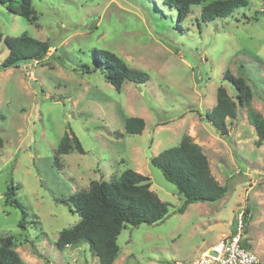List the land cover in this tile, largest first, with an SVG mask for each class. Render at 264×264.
Instances as JSON below:
<instances>
[{
  "label": "rangeland",
  "instance_id": "obj_1",
  "mask_svg": "<svg viewBox=\"0 0 264 264\" xmlns=\"http://www.w3.org/2000/svg\"><path fill=\"white\" fill-rule=\"evenodd\" d=\"M211 1L181 17L162 0H33L34 21L0 5L5 36L51 43L45 59L0 69V235L15 236L27 264H101L87 241L58 246L60 232L81 221L63 200L129 168L151 178L170 211L160 222L124 228L114 264L190 263L232 233L241 212L249 247L264 264V144L256 145L246 108L227 118V137L206 118L220 86L235 96L227 70L247 77L252 105L264 114V0H248L207 22L202 9ZM101 50L146 71L149 80H126L116 89L101 70ZM7 55L0 42V63ZM129 116L144 118L142 133L126 131ZM70 129L85 152L64 154L57 164L59 142ZM184 135L202 146L228 190L179 213L180 189L151 158ZM11 183L28 213L25 228L21 208L5 202Z\"/></svg>",
  "mask_w": 264,
  "mask_h": 264
},
{
  "label": "trees",
  "instance_id": "obj_2",
  "mask_svg": "<svg viewBox=\"0 0 264 264\" xmlns=\"http://www.w3.org/2000/svg\"><path fill=\"white\" fill-rule=\"evenodd\" d=\"M174 8L181 17H186L193 5L201 0H162ZM248 0H215L202 9V19L212 21L223 18L235 9L248 5ZM0 5L9 11L18 13L29 21L36 19L33 0H0ZM0 42H4L8 55L0 63V69L19 66L21 63L41 61L50 51L51 43L29 34L5 36L0 26ZM102 71L110 82L121 90L126 80L139 83L150 78L146 71L133 68L116 53L101 50ZM224 79L231 82L235 96L229 94L225 86L217 91V103L211 111L206 112L207 120L216 130L227 137L229 133L227 118H235L238 108H246L248 119L255 126L258 138L257 146L264 144V114L252 105L253 88L243 74L234 75L227 70ZM146 127L144 118L129 116L125 121L128 133L140 134ZM0 137V148L3 146ZM84 153L85 149L77 134L70 129L62 136L56 153L59 158L71 151ZM165 178L182 190L184 202L177 212L184 213L189 204L194 202H215L220 200L228 190L227 185L219 183L212 173L208 156L202 146L191 135H184L179 144L161 151L151 158ZM152 181L134 169H126L111 180H94L88 189L77 190L67 200L70 209L79 214L81 221L73 229L60 232L57 244L60 248L89 242L90 249L99 257L101 264H114L121 248L118 236L128 225L138 226L142 223L154 224L164 220L169 214V203L162 200L151 189ZM8 205L20 207L23 217L20 226L25 228L28 215L23 203L16 197L13 183L5 192ZM246 221V218L245 220ZM14 235H0V264H27L20 256Z\"/></svg>",
  "mask_w": 264,
  "mask_h": 264
},
{
  "label": "built area",
  "instance_id": "obj_3",
  "mask_svg": "<svg viewBox=\"0 0 264 264\" xmlns=\"http://www.w3.org/2000/svg\"><path fill=\"white\" fill-rule=\"evenodd\" d=\"M186 264H260L256 254L248 247L244 212L238 215L232 233L223 234L218 242L204 249L197 259Z\"/></svg>",
  "mask_w": 264,
  "mask_h": 264
},
{
  "label": "clouds",
  "instance_id": "obj_4",
  "mask_svg": "<svg viewBox=\"0 0 264 264\" xmlns=\"http://www.w3.org/2000/svg\"><path fill=\"white\" fill-rule=\"evenodd\" d=\"M240 214V213H239ZM238 214V215H239ZM244 216H245V212H244ZM244 220H245V217H244ZM222 237V236H221ZM246 240H247V238H246ZM247 243H248V241H247ZM248 247H249V244H248ZM250 248V247H249ZM251 249V248H250ZM251 251H252V249H251ZM253 252V251H252ZM254 253V252H253ZM255 254V253H254ZM257 256V255H256ZM260 261V260H259ZM260 264H262L261 262H260Z\"/></svg>",
  "mask_w": 264,
  "mask_h": 264
},
{
  "label": "water",
  "instance_id": "obj_5",
  "mask_svg": "<svg viewBox=\"0 0 264 264\" xmlns=\"http://www.w3.org/2000/svg\"><path fill=\"white\" fill-rule=\"evenodd\" d=\"M149 154L152 155V152L149 150ZM180 193H182V190L180 189Z\"/></svg>",
  "mask_w": 264,
  "mask_h": 264
}]
</instances>
